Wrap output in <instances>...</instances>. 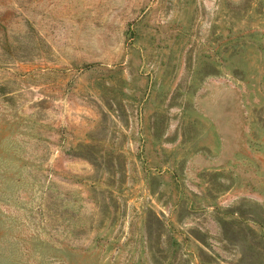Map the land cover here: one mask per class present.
Here are the masks:
<instances>
[{
	"label": "rangeland",
	"instance_id": "1",
	"mask_svg": "<svg viewBox=\"0 0 264 264\" xmlns=\"http://www.w3.org/2000/svg\"><path fill=\"white\" fill-rule=\"evenodd\" d=\"M0 264H264V0H0Z\"/></svg>",
	"mask_w": 264,
	"mask_h": 264
}]
</instances>
